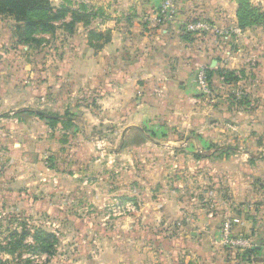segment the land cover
I'll use <instances>...</instances> for the list:
<instances>
[{
  "label": "rangeland",
  "instance_id": "obj_1",
  "mask_svg": "<svg viewBox=\"0 0 264 264\" xmlns=\"http://www.w3.org/2000/svg\"><path fill=\"white\" fill-rule=\"evenodd\" d=\"M150 1L157 10L160 0ZM247 1L263 16L249 27L264 38V9ZM50 2L67 10L51 31H22L28 41L14 30L16 21L0 17V115L11 114L0 116V264H171L177 256L170 249H221L222 258L238 262L227 250L242 246L210 243L229 223L232 239L250 249L249 233L234 235L237 220L256 214L264 221V142L252 140L251 125L255 72H243L234 90L222 89L220 125L192 126L181 103H171L159 115L148 109L146 124L124 137L127 109L110 108L102 81L91 86L80 61L70 59L75 51L87 55L75 46L98 20L97 5L122 15V0ZM174 3L184 8L177 9L184 23L186 0ZM35 111L72 124L50 126ZM161 121L172 125L168 132ZM203 129L220 139L203 140Z\"/></svg>",
  "mask_w": 264,
  "mask_h": 264
},
{
  "label": "crops",
  "instance_id": "obj_2",
  "mask_svg": "<svg viewBox=\"0 0 264 264\" xmlns=\"http://www.w3.org/2000/svg\"><path fill=\"white\" fill-rule=\"evenodd\" d=\"M254 1L264 9V0ZM122 3L120 9L128 11L122 15L114 14V8L110 11L109 4L97 5L100 10L95 18L98 20L84 28L79 34V46H75L78 50L85 47L84 50L89 54L79 53L76 56L75 51L70 59L76 64L80 61V76L89 77L91 86L102 81L110 108L114 109L115 104H120L122 109H127L124 137L134 134L136 129L140 130L141 125L146 124L144 118L148 109L158 114L161 109L168 107L166 104L171 103H181L191 115L189 124L192 126L203 125L205 121H215V125H220L219 119L225 115L222 89L234 90L232 87L242 82V73L252 70L257 77L255 84L259 85L253 91L258 112L255 113L254 120H251L255 131L252 140L264 142V38L255 35L257 30L254 27L245 30L238 26L236 0H186L185 12L190 17H185L184 23L179 20L177 12V9L180 11L184 8L180 9L176 4L177 16L167 21L155 17L156 5L153 7L150 0H122ZM198 20H206L210 28L204 31L187 29L189 23ZM3 25L0 19V46L4 40ZM90 29L104 33L107 40L89 41L87 36ZM242 44L248 48H244ZM201 72L205 73L209 82L211 92L208 97L200 96L199 93L196 78ZM228 76L234 78L229 79ZM0 89L5 91L1 87ZM6 113L7 116L1 117L11 115L10 112ZM172 114L174 115L170 113L169 116ZM163 118H166V114ZM140 119L141 123H138ZM152 121L151 125L158 126V120ZM161 123L166 132L171 129L170 123ZM202 131L203 140L220 139L221 134L212 135L207 129ZM256 218V214L250 217L242 215L235 225L237 232L234 235L249 233L248 236L253 239L252 247L264 246V221L258 224ZM218 231L211 237L210 244L214 247L221 244ZM244 247L226 249L239 256L238 262L222 258L221 249H170V254L173 255L171 257L177 256L174 259L176 262L171 264H264L263 252L242 249ZM145 253L146 251L142 254ZM109 264L150 263L125 262L122 258L121 263Z\"/></svg>",
  "mask_w": 264,
  "mask_h": 264
},
{
  "label": "trees",
  "instance_id": "obj_3",
  "mask_svg": "<svg viewBox=\"0 0 264 264\" xmlns=\"http://www.w3.org/2000/svg\"><path fill=\"white\" fill-rule=\"evenodd\" d=\"M66 10L67 9L64 7L60 8L59 10L55 9L52 7L50 0H0V17H10L16 21L14 30L17 34H19L20 39L23 41H28L29 39L28 36H24V34L20 35L22 31L32 32L36 29L51 31L55 28L52 21L59 17V13L64 14ZM52 12L56 13L52 14ZM85 14L87 15L89 13H83L82 15ZM236 17L238 26L244 28L259 24L257 19L259 20L263 16L258 14L256 9L252 7L247 0H239V7L236 11ZM76 20H78V18H76ZM69 23L74 24V19ZM94 34L99 35V37L102 36L100 32L95 33L93 29H90L88 31L89 41L92 39ZM102 37H104V41L107 40L106 36ZM31 40L35 41L34 38H31ZM34 113L39 118L48 121L50 126L61 123L67 128L72 124L70 120H66L63 118V116L58 114H52L44 111H35ZM7 115L8 113H4L0 116ZM253 247L250 249H253L254 251L255 249Z\"/></svg>",
  "mask_w": 264,
  "mask_h": 264
},
{
  "label": "built area",
  "instance_id": "obj_4",
  "mask_svg": "<svg viewBox=\"0 0 264 264\" xmlns=\"http://www.w3.org/2000/svg\"><path fill=\"white\" fill-rule=\"evenodd\" d=\"M177 16L176 8L174 0H160L159 5L155 14V17L158 19H164L167 21L173 20ZM210 28V25L206 20H198L195 23H189L187 25L188 30H199L204 31L208 30ZM197 84L199 86V89L203 93H208L209 88V82L204 72L198 73L197 75ZM218 238L220 242L226 245H239L244 246L241 240H234L232 239V236L230 234V224L225 223L224 226L221 227V229L218 231ZM246 242V241H245Z\"/></svg>",
  "mask_w": 264,
  "mask_h": 264
},
{
  "label": "water",
  "instance_id": "obj_5",
  "mask_svg": "<svg viewBox=\"0 0 264 264\" xmlns=\"http://www.w3.org/2000/svg\"><path fill=\"white\" fill-rule=\"evenodd\" d=\"M256 251H258V252H264V246H261V245H255L254 247H253Z\"/></svg>",
  "mask_w": 264,
  "mask_h": 264
}]
</instances>
